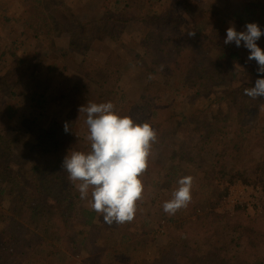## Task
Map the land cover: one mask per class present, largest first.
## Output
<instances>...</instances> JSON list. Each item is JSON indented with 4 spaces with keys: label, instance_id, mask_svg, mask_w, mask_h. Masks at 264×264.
Here are the masks:
<instances>
[{
    "label": "trees",
    "instance_id": "16d2710c",
    "mask_svg": "<svg viewBox=\"0 0 264 264\" xmlns=\"http://www.w3.org/2000/svg\"><path fill=\"white\" fill-rule=\"evenodd\" d=\"M81 1L87 3V0ZM180 1L185 3L183 7L191 20H186L187 17L178 6L175 10L172 8L162 13H151L144 12L140 2L120 5L122 0H115L112 7H99L94 3L88 14L82 16L59 0L36 1L37 4L43 2L53 5L50 9H38L41 14L33 24L32 33L29 34L31 21L23 20L26 28L25 39L20 43L23 49L17 47L14 50L7 44L6 49L11 52L10 63H0L7 65L4 71L0 69V123L3 120H13L18 113H27L29 124V129L24 132L14 129L5 136L0 135V178L6 174V178L11 179L9 175H15L14 188L7 183L0 189L1 193L8 191L6 204L0 208V220L9 225L13 232V242L20 239L17 230L26 228V220L42 226L41 237L48 247L40 253L48 255L52 253L65 256L75 247L81 250L89 245V236L98 235L100 230L104 233L97 237L98 241L102 242L110 238L112 233H116L114 240L118 242L119 250L130 247L129 244L134 239L132 250L135 251L145 242V236L139 235L155 231L153 226L151 227V220H148V229L143 230L146 226L142 223L143 211L135 214L139 223L132 220L119 226L112 225L111 228L103 226L100 214L89 206H83L75 184L63 176L66 171L61 167L64 157L71 151H90V142L82 134L71 129L73 123L69 120H73L72 117H64L66 119L60 125L48 121L49 116L46 119L48 122L43 121L44 115H50L47 113L49 109L42 106L43 102L48 99L56 101L55 94L59 90L69 91L67 86L73 91L76 90L74 92L77 96L86 97L88 83L90 88L98 91L99 98L114 100L111 96L122 78L125 64L134 67L133 70L143 69L148 74L141 97L124 110L135 123L145 122L144 119H139L141 113H144L146 107H152L154 101L160 102L166 90L164 83L169 78L173 80L176 76L185 77L188 83L191 81L200 86L190 93L187 107H177L174 113L167 117L168 124L173 127L176 135L172 139L173 142L166 139V142L171 144L170 150L171 154L173 153L170 155L169 152L166 165L156 164L150 156L146 171L138 177L145 186L150 179L155 189L162 187L161 181L169 176L170 181L176 176L183 177L187 173L185 168L192 170L187 176H196L191 187V202L174 215L166 214L162 209L165 195L152 196L147 201L142 194V198L137 201V210H142V204L146 203L145 212L153 203L154 208L158 204L160 215L157 220L163 219L169 228L171 227L168 248L149 253L154 259L152 264H201L199 261L205 264H260L264 260V218L248 215L240 208L233 215L216 212L214 208L222 192L213 184L212 179L215 175L225 176L232 181L254 183L257 173H264V133L257 130L249 132L240 126L230 132L229 128L230 113L234 110L231 97H236L237 106L242 105V100L245 99L242 93L245 88L254 86L256 79L264 78V74L257 72L255 64L251 69L243 71L250 78L248 82L235 81L231 85L227 84L226 91H215V87L211 89L210 85L217 77L228 81L227 76L216 71L225 66L221 61L223 58L234 59L235 53L228 48V44L224 41L218 42L213 36L210 18L199 17L195 13L197 7L193 2ZM15 2L18 3L17 0ZM19 2L25 3L23 0ZM0 5V25L3 26L0 36L3 37L12 32L11 27L16 23V18H12L8 11V7L13 5L12 1L0 0ZM257 7L258 4L245 2L236 6V12L230 18L243 25L255 23L254 15L256 10H259ZM133 21L146 23L148 31L141 41L144 51L128 61L117 50L115 42L120 43L124 28ZM186 24L195 32L193 39L201 44L187 53L181 49L182 45L178 42L180 28ZM61 30L68 33L69 48L77 54H83L82 59H77L74 66L68 61L57 60V47L53 36ZM261 30H264V22ZM204 45L207 49V46L222 47L229 53H219L216 59L208 58L209 52L204 49ZM94 46L101 48V57L94 53ZM2 55L4 52L0 54V60L6 61ZM64 56L70 57L72 54L65 53ZM135 59L140 63L133 62ZM154 63L158 64L157 67ZM163 66L165 67L158 71V68ZM209 67L215 72L208 71ZM158 72L165 75L164 81L158 77ZM230 74L232 79L237 76V72L231 71ZM49 89H52L51 92H47ZM209 92L211 94L205 95ZM81 100L79 98L76 101ZM142 101H145V105ZM72 102L73 100H69L65 108ZM216 114L219 115L218 118ZM202 116L206 119L205 123L200 121ZM210 117L220 124L215 126ZM65 122L69 124L68 133L63 130ZM164 122L165 120L154 122V128L160 131L165 126ZM200 129L208 131L198 132L195 139L194 133ZM166 132L164 137L168 134ZM12 162L17 163L18 169L10 166ZM173 162V165H168ZM169 168L173 169L171 174L167 173ZM36 178H40L39 183ZM66 181L67 186L59 189V184ZM174 191L170 188L167 196L172 195ZM63 203L68 204L63 206ZM79 204L82 207L77 208ZM132 222L133 226L137 227V232L129 230ZM213 234L228 247L232 245L235 253L227 254L226 248L212 243L210 240ZM62 238L70 244L66 245V249L61 242ZM114 252L116 256L117 251ZM118 256L115 257L117 260ZM61 262L64 263V260ZM138 264L142 263L139 261Z\"/></svg>",
    "mask_w": 264,
    "mask_h": 264
},
{
    "label": "rangeland",
    "instance_id": "374dc122",
    "mask_svg": "<svg viewBox=\"0 0 264 264\" xmlns=\"http://www.w3.org/2000/svg\"><path fill=\"white\" fill-rule=\"evenodd\" d=\"M7 1H12L13 5L9 8L8 11L11 15V17L16 18V23L14 22L8 36H0V54L4 52V55L2 57H5L6 61L0 60V63H10V57L9 55L11 54L10 50L7 48L6 45L8 44L11 49L16 50V48L20 47V49H23V46L20 45L21 40L25 39V32L26 28L23 25V20L28 19L31 21V32L34 31V22L36 21L38 15L41 13L40 8L44 10V7L47 9H50L52 7L51 4H43L41 2L40 4H37V0H23L25 3L19 2L21 0H7ZM61 2H64L68 4L70 7L75 10V12L82 16H85L88 14L89 9L94 5V3L98 4L99 7L103 6H108L112 7L115 4V0H87V3H82L81 0H59ZM193 2L194 5L197 7V10H195V13L201 18H210L211 19V29L213 36L218 39V42H222L226 39V31L230 26L235 27V29L239 31H244L245 30V25L240 24L238 22H235L231 20V15L236 12V6L238 5H243L245 2H252L255 4H258V7L255 12V23H257L260 28L262 26V23L264 22V0H185V2ZM141 3L142 9L147 12L151 13H162L164 10L167 9H176L178 6L179 10L183 12L185 17H187V21L191 20L192 18L187 15V10L184 9L182 1L180 0H122L120 2V5H123L125 3ZM261 2V3H257ZM39 5V7H38ZM1 7V5H0ZM94 7V6H93ZM92 7V8H93ZM39 9V11H38ZM103 10V9H102ZM56 10H54L55 12ZM53 12V9H52ZM20 13V14H17ZM249 17V16H247ZM215 19V21H214ZM214 23V24H213ZM213 24V27H212ZM71 25V24H70ZM146 23H138V22H131V25L127 26L124 28V36L121 37L120 43L115 42L117 46V50L120 52L121 55L126 60H132L135 55H140L144 51V47L142 44V38L144 37V34L147 33V28ZM3 26L0 25V32L2 30ZM264 31V30H263ZM189 32H194L193 29L189 25H184L182 28H180L179 31V43H181V49L187 53V52H192L190 49H195L201 46L199 42L193 39L192 36H189ZM28 34V35H29ZM28 37V36H27ZM53 37L54 43L57 47L56 55H57V60L58 62H61V60L68 61V63L72 66L75 65L77 59H82L83 54H77L73 52L69 48V40H68V33L65 30H61V32H58L55 34ZM200 40V38H197ZM14 41H16L14 43ZM174 44V43H173ZM258 46L264 50V35L261 36V38L257 41ZM205 46V45H204ZM206 46L204 47L205 50L209 52V57L212 59H216L219 55V53L225 52L226 54L229 53L228 51L224 50L222 47H211V46ZM228 48L232 50L235 54L234 59L230 58H223L221 61L225 63V66L221 67L218 71L219 73H222L225 77L227 76L228 81L222 80L221 78L217 77L214 79V81L211 83L210 87L211 89H214L215 91L220 90V91H226L228 87H226L227 84H233L235 81H241L242 83L248 82L250 78L248 75L245 74V69H251L255 64L256 61L252 60L249 61L247 58L250 55V52L248 49H246L243 46V42L240 47H237L235 43H229ZM94 53L98 56L101 57V48L99 46H94L93 47ZM72 54V56L67 57L64 56L63 54ZM200 54V53H199ZM198 55V54H196ZM199 59H197L196 63L197 65L199 64ZM133 62H138V59L133 60ZM143 64V61H141ZM157 67V63H154ZM135 66V65H134ZM7 65L0 64V69L6 68ZM165 66L158 68L162 69ZM134 67H130L124 64L123 69H122V78L117 84L116 88L114 89L115 92H113V95L111 97L114 98V100L106 99V98H99L97 96L98 91H94L92 88H90V84H86L87 86V92L88 95L86 97H83V95L77 96L74 91L70 88V86H67L69 91L66 90H59L57 94H55V97L57 98L56 101H51V100H45L42 104L43 107H47L49 109V112H47L50 115H44L43 121L46 123L48 121L55 122V124H62L63 120L69 117H72L73 120L71 121L73 124L71 126V129L74 130L76 133L82 134L84 137H86V132H88V129L84 121L86 119V114L84 113H79L78 109L82 105H86L88 102H94V103H104V102H112L115 106V111L120 115V116H128V113L125 112V109H128L131 107L132 104H134L137 100L138 97H141L143 85L145 84V81L147 80V72L145 70L138 71L137 68L136 70H133ZM200 69V67H199ZM208 71H211L214 73L213 69L210 67L207 69ZM237 72V76L233 77L230 74V72ZM242 71V73H241ZM165 75H161L160 72H158V77H161L162 80L164 81L165 79L163 78ZM54 82V81H53ZM74 83V80L72 81ZM208 86L210 83V79L207 80ZM217 85V86H216ZM164 86L166 89L165 93L160 100V102H153L152 107L150 106L149 108L146 107L144 110V113L142 112L139 119L142 121L143 119L145 122L143 123H149L151 127L155 130L157 133V140L156 142L153 143L152 145V151H151V158L157 162L156 164L159 165H164L167 161V158L171 154V144L169 145L166 142V139L171 142H173V137L176 135V132L174 131L173 127L168 124L167 117L169 114H173L174 110L177 109V107H187V102L190 98V93L194 90L195 87H200L198 84L191 82L188 83L187 78H179L176 76L173 80L169 78L165 83ZM52 87V84H51ZM85 88V87H84ZM52 89H49L47 92H51ZM62 93V95H61ZM211 94L206 93L205 95ZM204 95V96H205ZM242 95L245 97L244 100H242V105L237 106L235 104V99L236 97L232 96L231 101L233 105V112L230 113L231 117V124H230V132H233L236 129V126H240L243 129L253 132V131H258L259 133H264V108L261 107V105H264V98H258V99H251L250 97H247L244 93ZM81 98V101H76L77 99ZM69 100H73V102L69 105V107L65 108L66 103L69 104ZM76 101V102H75ZM75 102V104H74ZM143 104L145 105V101H142ZM158 103V105H157ZM74 104V105H73ZM244 105V106H243ZM162 106V107H160ZM199 107V106H198ZM47 109V110H48ZM152 114V115H151ZM49 116V117H48ZM48 117V121L46 120ZM66 117V118H64ZM216 117L218 118L219 115L216 114ZM28 116L27 113L25 114H20L18 113L13 120H3L0 123V135L5 136L7 132H13L14 129H20L23 132L25 130L29 129V124H27ZM163 121L164 125L160 131H157L154 128V122L157 121ZM210 120L213 121L215 126L219 125L220 122H217L216 119H213L210 117ZM139 121V122H140ZM200 121L202 123L206 122V119L202 116ZM217 129V128H216ZM168 130V132H166ZM173 133H172V132ZM200 131H208L206 129H200L199 131L195 132V139H197L198 132ZM165 132L168 133L166 137ZM172 133V134H169ZM175 133V134H174ZM81 135V136H82ZM262 136V135H260ZM178 161H182L177 159ZM173 163H169L168 165H173ZM166 165V164H165ZM11 167L14 169H18V165L15 162H12L10 164ZM192 166V165H191ZM187 170V173H192V170L190 168H185ZM169 174L173 172L172 168H169L167 170ZM65 172V171H64ZM183 175V177L187 175ZM11 179H7L6 174L3 175L0 178V189L7 185L9 183L10 185H13V188L15 187V175L14 173L9 175ZM64 177H68L67 172L63 174ZM163 176H161L162 178ZM183 177H174L171 181L170 176L165 178V180L161 181L160 185L162 187L155 188L152 186V181L149 179L147 180V184L144 185V190H143V198L145 200L151 199L152 196H157L159 194L165 195V201H168L172 198V195L167 196V191L170 188H173L175 191L178 189L179 184L178 181L180 178ZM169 178V179H168ZM193 179H196V176H193ZM213 184L217 186V188L222 192L221 197L217 201L218 206L219 202L227 193V189L223 186H221V183L223 182H229L233 183L236 181H232L227 179L225 176H213L212 177ZM36 181L38 183L40 182V178H36ZM240 181V180H239ZM175 185H173V184ZM246 184H260L262 187H264V173L261 174L260 172L257 173V180L254 183H246ZM49 185V184H46ZM50 186V185H49ZM67 186V181L59 184V189ZM53 187V186H52ZM71 192V191H70ZM69 192V193H70ZM90 192L89 190V199L90 197ZM7 193L8 191H4L3 193L0 192V208L6 204L7 201ZM73 196V194H71ZM78 198H80V194H78ZM75 198V197H71ZM83 206H89L88 200H82ZM162 203V202H161ZM68 203H63V206H67ZM144 207L142 210H136V213H139V211H143L142 216H144L142 223L143 225L145 224L146 226L143 227V230L146 231L150 225V222L148 223V220L152 221L151 227L155 229V231L148 232V233H141L139 236H145V242L144 245L140 246L137 248L135 251L132 250L134 243V239L130 242L129 245L130 247L126 249H118V242H115L114 237L117 235L116 233L111 235L110 238L105 239L104 241H98L97 237L101 235L103 230H100L98 235L92 234L89 236L88 242L89 245L87 247H83V249L79 250L78 248H73L69 254L66 253L65 256H60V255H55L52 254L48 255V253L41 254L42 249H46L45 247H48L45 245V242L42 240L41 235H43V229L41 225L35 224L33 222H29L26 220V228L23 229L22 231L17 230V233L20 234V239L17 241L12 240V231L6 223L2 222L0 220V264H138L139 261L142 264H152L153 262V257H150L149 253L153 252H160L164 251V248H168L169 242H170V231L171 227L169 228V225L167 222L163 219L157 220L158 215H160V210L157 209L158 204L154 208L153 205L147 210L146 212L144 209H146L147 206L146 203L142 204ZM160 205V204H159ZM82 207L81 204L77 205V208ZM214 208V210L216 209ZM240 208L237 207L234 209L235 211ZM243 209L248 215H256L258 217H263L264 218V197L261 201V208L259 212H254V211H247L245 208H240ZM241 212V210H240ZM234 213H228L224 212V215H233ZM161 218V217H159ZM135 222L139 223L138 218L136 215H134ZM100 221L103 222L102 225L106 227H110L112 225H122V224H117L113 223L111 225L107 224L104 222L102 215H100ZM147 221V223H145ZM164 222L165 226H162V223ZM126 223V222H125ZM124 224V223H123ZM132 225L129 226V230H133L137 232V227ZM79 225V223H77ZM140 226V230L142 229ZM193 228L196 229L195 226ZM212 238V235L211 237ZM81 239V238H79ZM46 240V239H45ZM210 240V239H209ZM221 239L213 234V238L210 240L212 243H215L217 246H221L225 249V252L227 254H233L234 252V247L228 245L220 241ZM47 241V240H46ZM95 241V243H94ZM62 244L64 245L66 249V245L69 244V242L65 239L62 238L61 240ZM94 243V244H93ZM13 245V246H11ZM61 245V244H60ZM70 245V244H69ZM227 245V246H226ZM114 251H117L116 256H118V260L115 258L116 256L113 254ZM138 251V252H136ZM112 253V254H111ZM115 253V252H114ZM42 255V256H40ZM64 260V263L61 262V260ZM68 261V263H67ZM201 264H205L201 261H199ZM198 263V262H197ZM188 264V263H186ZM264 264V260L260 263Z\"/></svg>",
    "mask_w": 264,
    "mask_h": 264
},
{
    "label": "clouds",
    "instance_id": "9594fccd",
    "mask_svg": "<svg viewBox=\"0 0 264 264\" xmlns=\"http://www.w3.org/2000/svg\"><path fill=\"white\" fill-rule=\"evenodd\" d=\"M188 35L194 36L195 32ZM262 35L264 31L257 23H247L245 30L239 32L230 26L224 40L226 45L234 42L237 47L243 42L250 52L247 59L256 61L259 74H264V50L257 44ZM244 94L253 100L264 98V78L256 79L255 85L245 88ZM78 111L86 114L84 123L88 132L85 139L90 142V151H71L62 161V170L75 184L80 198L88 200L90 209L102 215L105 223L131 222L144 190L138 177L148 167L157 133L149 123H135L130 116H120L112 102H88ZM63 130L69 132L67 122ZM192 183L191 176L179 179L178 189L162 205L166 214L174 215L188 206L192 199Z\"/></svg>",
    "mask_w": 264,
    "mask_h": 264
},
{
    "label": "built area",
    "instance_id": "2783aa9c",
    "mask_svg": "<svg viewBox=\"0 0 264 264\" xmlns=\"http://www.w3.org/2000/svg\"><path fill=\"white\" fill-rule=\"evenodd\" d=\"M221 186L227 189V193L220 200L215 209L216 212L232 214L237 207L245 208L248 212L251 210L260 211L261 201L264 197V187L260 184H246L238 180L233 183L223 182ZM162 226H165L164 222Z\"/></svg>",
    "mask_w": 264,
    "mask_h": 264
}]
</instances>
